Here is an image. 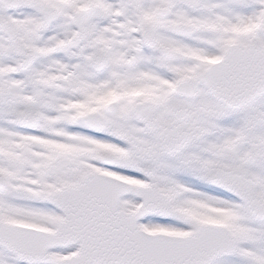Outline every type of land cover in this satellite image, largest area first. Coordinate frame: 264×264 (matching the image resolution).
<instances>
[{
  "label": "snow or ice",
  "instance_id": "obj_1",
  "mask_svg": "<svg viewBox=\"0 0 264 264\" xmlns=\"http://www.w3.org/2000/svg\"><path fill=\"white\" fill-rule=\"evenodd\" d=\"M0 264H264V0H0Z\"/></svg>",
  "mask_w": 264,
  "mask_h": 264
}]
</instances>
